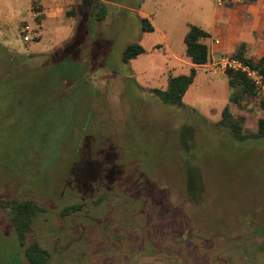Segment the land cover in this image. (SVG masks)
<instances>
[{
	"label": "rangeland",
	"instance_id": "rangeland-1",
	"mask_svg": "<svg viewBox=\"0 0 264 264\" xmlns=\"http://www.w3.org/2000/svg\"><path fill=\"white\" fill-rule=\"evenodd\" d=\"M48 6L38 23L31 0H0V200L39 208L21 243L57 264H264V138L215 125L227 76L196 67L183 107L149 91L189 73L182 34L209 30L216 0H82L74 28ZM132 42L145 51L123 61ZM260 100L230 104L242 133ZM8 212L0 264H19Z\"/></svg>",
	"mask_w": 264,
	"mask_h": 264
},
{
	"label": "trees",
	"instance_id": "trees-1",
	"mask_svg": "<svg viewBox=\"0 0 264 264\" xmlns=\"http://www.w3.org/2000/svg\"><path fill=\"white\" fill-rule=\"evenodd\" d=\"M34 9L41 11L39 5H32ZM43 19V15H39L35 20L40 23ZM141 28L143 31L150 32L153 30L149 21L146 18H140ZM209 37V33L197 26L196 24H188L187 31L183 36V42L185 45V56L189 59L193 66L190 67L188 74H179L175 76H169L166 86L164 88H151L152 95L157 96L165 104L176 105L183 107V97L189 86L193 83L196 75L195 65L206 64L209 60L208 48L205 40ZM144 52V48L138 42H132L126 45L122 53L123 61H129L135 58L137 55ZM233 57L242 59L243 61L256 68L261 74L264 75V55L258 60H253L244 56L243 45L239 44L236 50L231 54ZM227 76L228 85L235 89L233 95L230 97V102L238 104L239 100L254 98L257 95L256 89L252 82L246 78L243 73L228 71L225 74ZM259 106L264 110V102L260 100ZM220 119L215 123L217 128L228 129L236 140H243L247 137L250 138H264V116L258 118L253 130L249 134H244L241 131L242 122L244 118L240 115H234L229 110V106L226 104L220 113ZM46 153L47 149L44 150ZM22 155V153H21ZM20 155V157H21ZM24 155V154H23ZM83 203H72L66 205L61 210L63 215H69L73 212H77L82 207ZM0 206L2 209L9 208L8 216L17 238H24L27 230L30 227L31 214L38 209V205L34 201L29 200H0ZM28 254L35 255L37 250L35 247L27 251ZM43 255L38 261L34 263L46 264L47 255H50L48 251L42 249ZM263 262H261L262 264Z\"/></svg>",
	"mask_w": 264,
	"mask_h": 264
},
{
	"label": "crops",
	"instance_id": "crops-1",
	"mask_svg": "<svg viewBox=\"0 0 264 264\" xmlns=\"http://www.w3.org/2000/svg\"><path fill=\"white\" fill-rule=\"evenodd\" d=\"M60 1L31 0V16L36 19L39 15H43L44 19L46 14L53 12V8H50L48 5L55 4V17L63 18L66 22H73L74 28L76 23L80 21V14L77 7L80 6L82 0H67L68 7L70 8H66V6L61 4L59 5ZM96 1L104 2V0ZM33 4L39 5L41 11L34 9ZM219 8L212 17L209 30L204 29L209 33V37L205 40L209 53L208 62L221 55H231L239 44L243 45L245 57L253 60H258L262 57L264 55V0H226L224 5ZM33 10L36 11V16L32 15ZM140 14L142 15L140 18H146L152 26L153 30L150 32L155 31L156 24L151 16L143 10H141ZM188 24H196V22L192 21ZM23 26L26 25L23 24ZM186 31L187 29L182 34V40ZM184 62L189 67L193 66L189 59ZM196 67H205V64L195 65ZM230 104L231 102L229 101L227 105L231 111Z\"/></svg>",
	"mask_w": 264,
	"mask_h": 264
},
{
	"label": "built area",
	"instance_id": "built-area-1",
	"mask_svg": "<svg viewBox=\"0 0 264 264\" xmlns=\"http://www.w3.org/2000/svg\"><path fill=\"white\" fill-rule=\"evenodd\" d=\"M226 0H216V6H222ZM32 15L36 16V11H32ZM27 36H23V41L27 42ZM213 74L231 72L243 73L256 89L257 96L264 102V75L247 62L233 57L231 55H221L216 59H211L205 64Z\"/></svg>",
	"mask_w": 264,
	"mask_h": 264
},
{
	"label": "flooded vegetation",
	"instance_id": "flooded-vegetation-1",
	"mask_svg": "<svg viewBox=\"0 0 264 264\" xmlns=\"http://www.w3.org/2000/svg\"><path fill=\"white\" fill-rule=\"evenodd\" d=\"M39 209V208H38ZM35 214V212L34 213H32L31 214V217H30V224H31V219H32V216ZM29 224V225H30ZM31 226V225H30ZM30 228V227H29ZM29 230V229H28ZM27 230V231H28ZM17 241H18V244L22 247V252H23V254H18V257H19V264H38V263H34V261H38L40 258H42V254H41V252H42V247L40 246V244H39V242L37 241V240H35V242H30V243H28V244H23V243H25L24 242V240H23V243H21V241H19L18 240V238H17ZM32 247H35L36 248V250H37V254H35V255H30V254H28V250L30 249H32ZM56 256V257H55ZM47 257V262H46V264H48V262L50 261V259H51V257H52V259L51 260H53L54 261V263L55 264H57L55 261L57 260V255H52V254H50V255H47L46 256Z\"/></svg>",
	"mask_w": 264,
	"mask_h": 264
}]
</instances>
